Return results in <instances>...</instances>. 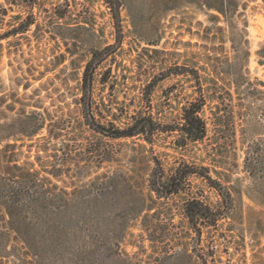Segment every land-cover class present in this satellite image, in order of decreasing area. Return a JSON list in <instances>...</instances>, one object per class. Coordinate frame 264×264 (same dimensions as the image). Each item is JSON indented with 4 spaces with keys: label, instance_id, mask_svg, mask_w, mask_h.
I'll return each instance as SVG.
<instances>
[{
    "label": "rangeland",
    "instance_id": "obj_1",
    "mask_svg": "<svg viewBox=\"0 0 264 264\" xmlns=\"http://www.w3.org/2000/svg\"><path fill=\"white\" fill-rule=\"evenodd\" d=\"M224 9L204 0H122L117 19L102 0L35 2L39 26L0 47V124L38 110L50 111L63 129L58 137L44 128L0 141V264H264V177L243 167L248 143L264 138V85L258 82L264 81V0H226ZM17 13L26 15L13 6L0 32ZM108 45L110 55L97 72L112 67L114 89L101 96L96 81L99 104L104 98L132 114L145 83L157 79L153 115L162 124L179 121L181 108L198 95V82L183 74L195 69L208 96V138L175 151V134L157 135L151 148L142 138H110L83 123L74 102L77 77L90 52ZM236 73H248L262 90L254 100L244 98L243 107ZM227 90L234 99L218 108L210 96L227 97ZM219 121L225 126L217 130ZM217 141L227 149L224 182L233 202L229 216L203 227L196 242L194 234L183 237L179 197L163 201L151 194L152 156L165 170L181 160L207 164ZM191 183L193 193L219 203L203 180ZM148 223L157 227L153 236Z\"/></svg>",
    "mask_w": 264,
    "mask_h": 264
},
{
    "label": "trees",
    "instance_id": "obj_2",
    "mask_svg": "<svg viewBox=\"0 0 264 264\" xmlns=\"http://www.w3.org/2000/svg\"><path fill=\"white\" fill-rule=\"evenodd\" d=\"M102 1L109 6L115 18L118 19L122 0ZM6 2L9 4V7L0 2V22L5 20V16L10 10H13V6L15 5L22 8L26 12V15L22 13L11 15L10 27L0 32V47H2L4 39L27 33L34 24L39 26L37 17L33 11V6L37 0H6ZM204 2L209 7L218 9L226 14V10L224 9L226 0H204ZM55 14L59 18H64L66 12H56ZM148 43L157 44L152 41H148ZM111 47L112 45H108L102 49L91 51L90 58L87 59L84 65L81 78L77 77L79 80L77 86L79 92L74 102L79 106L83 123L91 126L94 131L110 138H142L151 144V148L155 143L157 135L175 134L176 137L172 146L175 151H181L187 148L189 144L204 142L208 138V122L203 114L208 96L205 92L206 89L202 85L201 75L195 69H192L190 72L186 71L183 74L194 78L198 82V89H194L198 95L181 108L182 112L179 121L162 124L153 115L151 94L157 79H149L145 83L141 104L135 107L132 114L129 111H123L119 107L109 105V103L105 102L104 98H102L99 104L94 98V83L96 81L101 83V96L106 89L109 88L111 92L114 89L111 81V77L113 76L112 67L105 69L101 73L97 72L103 62L109 57ZM98 74H100L99 79H97ZM234 80L236 82L234 90L238 99L237 105L240 107L244 105V98L254 100L257 98V94L262 92L261 89L254 86L248 73H236ZM258 82L264 85V81L258 80ZM25 86L26 88L28 87V85ZM226 93L227 97L217 94L210 96L213 100L219 101L217 104L218 108H220L221 103L225 102L226 98L233 101V92L227 90ZM100 105H103L104 108L102 109ZM114 108L117 111H113ZM107 115H110L111 119H108ZM51 116L50 111H46V114H43L38 110H33L29 113L22 110L20 115L11 123L0 124V141L3 137H16V134L33 137L44 128L48 129L51 137H58L61 135L63 127L53 124ZM223 126L225 124L221 123V121L215 123L217 130ZM220 142L217 141L219 145H213L215 154H210L213 157L207 164H204V162H207L206 159H202L200 164L181 160L176 161V164L172 165L169 170H165L159 156L157 154L152 156L154 167L149 176L151 194H154L157 199L163 201H167L172 197H179L181 200V214L183 215L182 223L187 227L183 237H193L192 234H194L193 240L196 242L201 239L203 227L216 226L219 220L229 216L233 202L230 187L224 182L228 181V177H225L223 171V168H227V149ZM243 167L244 171L252 177H264V138H259L248 143L247 148L244 149ZM192 177L200 178L209 187L217 191L221 198L217 205L207 202L202 197L203 194L191 191ZM153 208L151 206L149 209ZM145 228H147L150 234L157 229L156 225H151L150 223L145 225ZM151 236L153 235L151 234Z\"/></svg>",
    "mask_w": 264,
    "mask_h": 264
}]
</instances>
